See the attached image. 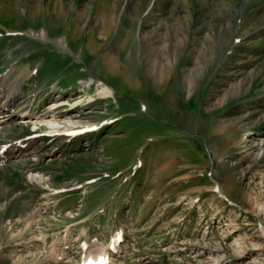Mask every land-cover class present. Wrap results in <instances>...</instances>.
Instances as JSON below:
<instances>
[{
    "label": "rangeland",
    "instance_id": "rangeland-1",
    "mask_svg": "<svg viewBox=\"0 0 264 264\" xmlns=\"http://www.w3.org/2000/svg\"><path fill=\"white\" fill-rule=\"evenodd\" d=\"M0 33V83L37 71L0 144L56 102L58 128L97 127L8 152L0 264H78L118 233L114 264H264V0H0Z\"/></svg>",
    "mask_w": 264,
    "mask_h": 264
},
{
    "label": "bare ground",
    "instance_id": "bare-ground-1",
    "mask_svg": "<svg viewBox=\"0 0 264 264\" xmlns=\"http://www.w3.org/2000/svg\"><path fill=\"white\" fill-rule=\"evenodd\" d=\"M31 34H34V33H31ZM39 35L42 38H46L47 37V34L45 32H43V31ZM20 68H22V69L19 70L18 74H15V75L12 74L13 76H11V74H8V72L10 70L6 74L4 73L2 75L3 76V83H1V84H3V86H6L7 87V91L4 92L2 94V96H0V113H4L8 109V107L10 106V103H11L12 99L14 98V96L18 92V89L13 92V89H14L13 82L14 81H21L20 80V77L22 76L23 79H24L26 77V74L30 72V69L28 67H26V66L20 67ZM1 74H0V76H1ZM94 84H95V88H94L95 89L94 90L95 96H98L101 99L102 98L103 99L104 98H108V97H111L112 96V94H113L112 93V90L108 86H106L104 83L97 82V83H94ZM81 85L83 87H89L90 83L89 82H86V81H81ZM91 99H92L91 96H89L86 100H91ZM80 100L81 99H79L78 101H80ZM92 101L93 100H91V102ZM77 104H78V102H77ZM60 109H61L60 108V104H58L56 102L54 105H52V107H50L48 109H45V110H41L39 112L40 113L39 116L35 117V119H38V121H40V122H43V121L44 122H47V123L52 122L49 126L52 127V128L57 129L60 126V124H62L59 121H57V119H59V120L62 119V114L63 113H62V111ZM58 110H60V111H58ZM57 114H59V115H57ZM1 115H4V116H6L8 118L10 116V114H1ZM1 115H0V117H1ZM19 116L20 117L23 116L22 113H20ZM20 117H17V118L20 119ZM67 117L69 119H72L74 116L73 115H70V116H67ZM3 120L4 119H0V125H1V123H2ZM54 123H56L57 125H55ZM62 128L66 129V130L71 129V127H67V126H62ZM3 151H4V148L0 149V163L3 161V159L6 156V155H3L2 154ZM120 238H121V234H119V233L112 238V243L114 244V250L116 252L123 249L122 243L119 242L120 241L119 240ZM87 248H86V250H87L86 251V255H87V258H89V260H86L87 262L84 263V264L93 263L95 261V258H97L98 260H100V259L101 260H104L105 258L108 257V259H110V257L108 255L104 254L105 251L103 252V250L100 249V248H95L93 246L92 247H87ZM60 255H61V252H59L58 256L60 257ZM91 256H95V257L94 258H91ZM108 264H113V262L112 263L111 262H108Z\"/></svg>",
    "mask_w": 264,
    "mask_h": 264
}]
</instances>
